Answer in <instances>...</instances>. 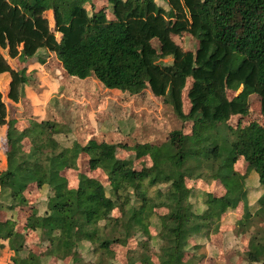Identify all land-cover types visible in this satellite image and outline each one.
<instances>
[{
  "label": "trees",
  "instance_id": "obj_1",
  "mask_svg": "<svg viewBox=\"0 0 264 264\" xmlns=\"http://www.w3.org/2000/svg\"><path fill=\"white\" fill-rule=\"evenodd\" d=\"M107 1L113 21L104 11L88 9L92 0H0V48L11 59L41 65L56 57L70 78L94 79L115 94L137 97L149 91L183 123H192V132L173 130L160 145L95 139L82 144L67 122L33 121L20 130L17 121H8L0 90V126H8L7 169L0 172V188L9 200L0 209L10 212L8 220L0 221V245L8 243L12 264H44L50 258L90 264L82 256L85 243L92 246L93 264H119L113 247L127 246L137 234L159 244L158 264H199L205 255L198 256V250L204 245L191 239L208 241L240 204L244 214L238 234L248 233L264 215V194L252 213L247 188L253 174L264 190V127L255 123L234 129L229 123L250 113L253 95L259 96L264 116V0H163L167 7L158 0ZM49 11L54 29L45 16ZM184 34L198 40L195 53L174 40ZM168 56L172 64L156 62ZM5 73L11 77L8 98L19 103L32 76L12 68L0 53V75ZM190 81L186 114L183 99ZM240 89L229 98V92ZM60 135L73 137L70 147L61 144ZM119 150L135 159L148 157L152 164L137 171L134 160L121 159ZM82 155L88 156L91 171L107 176L108 184L80 173L78 187H70L62 173L77 171ZM241 158L248 164L244 174L234 168ZM187 179L219 181L226 192H202L205 208L200 211ZM32 184L50 190L44 214L32 207L25 219L26 230L46 248L44 254L35 253L27 231L18 229L17 209L29 206L25 192ZM249 234L246 260L264 264V228ZM142 246L144 252L133 253L129 264H155L146 253L148 244Z\"/></svg>",
  "mask_w": 264,
  "mask_h": 264
},
{
  "label": "rangeland",
  "instance_id": "obj_2",
  "mask_svg": "<svg viewBox=\"0 0 264 264\" xmlns=\"http://www.w3.org/2000/svg\"><path fill=\"white\" fill-rule=\"evenodd\" d=\"M92 1V9L90 5H88V9L94 13L104 11L110 21L115 20V17L110 12L107 0ZM157 3L160 6L167 7L163 0H158ZM45 16L49 19L51 28L54 29L55 20L53 12L49 11ZM57 37L59 40L61 39L59 34H57ZM174 40L184 51L195 53L199 46L198 40L189 34L175 36ZM153 45L159 51V42L154 41ZM0 53L14 69H26L27 73L32 76L31 82L24 88V98L19 103H14L8 98L10 85L7 88L4 80L0 78V90L8 108V121H17L16 126L20 130L29 127L33 121L52 120L67 122L71 126L73 124L74 133L82 144L95 139L99 142L106 141L128 145H134L138 142L160 145L168 140L173 130L182 129L186 134L192 132V123H183L172 108L162 104L161 100L154 98L149 91L137 97L115 94L104 89V86L97 83L94 79L81 81L70 78L56 57L53 59L51 57L45 65L37 66L33 65V61L11 59L7 50L0 48ZM172 61L173 57L168 56L164 58L160 57L156 62H159L161 65H170ZM10 78L9 76V80ZM190 88L191 81L187 84L184 91V112L186 114L190 111L191 107L187 98ZM240 92H242V89L238 93L229 92V98H234ZM250 102L252 106L250 113L245 117H234L229 122L232 128H246L255 123L264 127V116L261 115L259 96L253 95L250 98ZM7 128L8 126L0 130V172L7 168L5 138ZM57 139L66 147H70L73 142V137H65L63 135L58 136ZM25 147L26 150H29L30 141H25ZM118 155L121 159L134 160V167L137 171L147 166L150 167L152 164L150 158L135 159L134 154L127 151L119 150ZM247 167L248 164L241 158L234 168L237 172L244 174L247 171ZM80 173H84L91 178H98L104 184H108L109 182L107 176L101 170H90L87 155L80 158L79 169L77 171L66 170L62 174L68 178L70 187L76 188L78 187V175ZM254 175L258 178L256 173ZM187 185L193 189L192 202L195 208L200 211L205 208L202 192H211L216 196H221L226 192L224 185L219 181L209 183L203 180L187 179ZM247 188L249 203L252 207L251 212L256 213L260 208L259 199L264 194V190L253 174H250L248 178ZM49 195L50 190L47 188L39 190L36 184L28 187L25 196L29 201V206L17 209V212H19L18 228L21 232L26 231L25 219L30 214L32 207H35L40 215L44 214ZM8 203L9 200L1 193L0 188V208L1 206L8 205ZM157 211L159 214L166 213V210L163 209H157ZM9 214L10 212L6 213L0 209V221L4 222L8 220L10 218ZM243 214L244 210L242 204H240L237 209L228 212L220 231L217 234L211 235L208 241L202 237L191 239L194 245L196 243L204 245L198 250V256L205 255L199 264H250L247 262L245 255L249 251L251 238L249 231L250 233H255L257 229L264 228V215L258 221L253 222L248 233L238 234L236 231L237 222L242 219ZM153 222L157 224V218ZM150 231L151 236L155 237V228L151 227ZM35 238L37 237L33 236V240ZM145 243L149 246V251L145 252L149 254L150 259L155 264H158L159 244L156 240L140 234L130 239L127 246L115 245L113 247L116 261L119 264H129L128 258L133 253L141 255L144 252L145 249L142 245ZM32 246L33 251L40 253L41 250L38 249L35 241L32 242ZM45 253H47V250ZM13 255L12 251H8L7 254L0 258V264H12L11 258ZM189 255L191 253L187 256ZM82 256L90 264L96 261V257L92 253L91 244H84ZM135 264L142 263L138 261Z\"/></svg>",
  "mask_w": 264,
  "mask_h": 264
},
{
  "label": "crops",
  "instance_id": "obj_3",
  "mask_svg": "<svg viewBox=\"0 0 264 264\" xmlns=\"http://www.w3.org/2000/svg\"><path fill=\"white\" fill-rule=\"evenodd\" d=\"M33 65H37V66H41V64H39V63H34ZM12 67V66H11ZM13 68V67H12ZM9 76H10V74H8V73H5V74H2V75H0V78L1 79H3L4 80V82H5V86H7V88H9V85H10V82H11V78H10V80H9ZM9 80V81H8ZM2 92V91H1ZM3 100H4V97H3ZM4 102H5V100H4ZM6 104V103H5ZM29 123V122H28ZM3 127H7V126H0V130L3 128ZM28 128V127H27ZM6 134H7V129H6ZM6 134H5V138H6ZM83 156H85V155H82L81 157H83ZM7 167V166H6ZM7 169V168H6ZM5 169V170H6ZM4 170V171H5ZM228 214V213H227ZM227 216V215H226ZM226 219V218H225ZM26 228V227H25ZM19 229V228H18ZM20 231V230H19ZM23 231V230H22ZM27 231V230H26ZM26 231H23V232H26ZM27 233H28V235H29V237H28V244H29V246L32 248V250H34L33 249V246H32V242L33 241H35L36 242V239L35 240H33V236H35L34 234H32V233H30L29 231H27ZM1 243H3V245H4V247H2L1 245H0V258L2 257V256H4L5 254H7V252L8 251H11L10 249H9V247H8V243L7 242H1ZM36 245H37V247H38V249H40L41 251H40V253L38 252H36V251H34L35 253H37V254H44L45 253V251H44V249H46V248H43V247H39V245L36 243ZM7 246V247H6ZM43 248V249H42ZM225 262V261H224ZM59 263H64V262H62V261H59V260H57V259H55V258H50V259H48V261L46 262V263H44V264H59Z\"/></svg>",
  "mask_w": 264,
  "mask_h": 264
}]
</instances>
